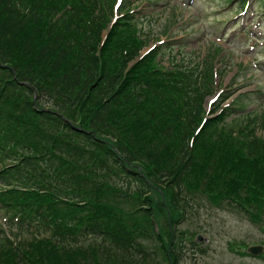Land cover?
Wrapping results in <instances>:
<instances>
[{"label":"trees","instance_id":"16d2710c","mask_svg":"<svg viewBox=\"0 0 264 264\" xmlns=\"http://www.w3.org/2000/svg\"><path fill=\"white\" fill-rule=\"evenodd\" d=\"M71 1L59 6V0H0V210L8 214L5 221L11 229L21 233L35 229L37 235L50 231V236H43L38 242L49 239L56 248L61 247L66 254L59 255L62 264H81L78 256L94 257L93 264H110L111 260L119 264L123 254L131 255L132 247L147 261L150 255L133 237V245L127 246L131 235L117 225L120 222L113 216L121 208L106 201L107 185L112 184L107 179L136 184L141 197L151 189L150 180L162 182L166 180L163 176L169 177L171 173L168 186L180 187L193 170L195 178L206 180V184L208 180L209 184L212 180L222 183L213 186L225 197L235 199L240 207L245 205L246 209L250 200L257 203V208L264 207V167L259 159L264 152V147L259 149L264 140L257 137L255 129L239 132L247 142L249 157L229 149L232 137L213 122L193 133L205 111L207 86H202L203 73L187 70L174 61L170 70L163 71L153 65L156 54L136 62L147 40L136 39L138 32L131 29L135 20L131 12L127 20L114 21L100 53L90 54L91 49L97 51L100 47L105 14L98 0H82L86 5ZM128 29L131 35L125 36ZM71 55L75 56L76 67L72 66L69 73H59L58 64L54 77L64 81L65 90L77 96L73 101H81L76 102L80 103L79 110L89 115L91 121L82 119L81 126L74 125L69 116L35 107L32 100L24 108L29 107L34 116L26 119L25 113L19 114L18 108L25 109L17 108L4 95H20L18 89L32 93L31 85L20 84L28 80L41 91L39 68L33 66L52 56L57 63L69 61ZM133 62L136 63L132 66ZM97 70L99 75L95 76ZM80 88L82 93H77ZM2 89L5 92L1 94ZM233 93L224 95L218 108ZM65 96L70 99L69 94ZM225 109L226 106L222 113L229 116L240 113L234 106L228 108L230 111ZM103 117L117 126L123 120L124 125L119 127L129 139L120 140L121 145L114 147L101 138L106 134L99 126ZM137 133L146 141H153V150L145 159L152 161V165L148 162L143 172L132 165L138 158L128 148L139 141L145 143ZM207 143L213 148L207 147ZM205 146L210 152L200 154L199 147L204 150ZM168 155L173 159L172 166H178L176 174L160 172L167 169ZM196 156H202L201 162L196 161ZM227 168L237 173L238 181L247 182L242 189L230 190L231 182L224 188L223 182L230 181ZM252 172L256 190L248 187ZM238 192L241 195L234 197L232 193ZM115 196L123 199L124 195ZM110 220L116 221V225ZM20 242L6 236L0 249L27 256ZM23 242L34 244V240ZM51 260L46 264H52ZM137 263L138 260L134 262Z\"/></svg>","mask_w":264,"mask_h":264},{"label":"rangeland","instance_id":"374dc122","mask_svg":"<svg viewBox=\"0 0 264 264\" xmlns=\"http://www.w3.org/2000/svg\"><path fill=\"white\" fill-rule=\"evenodd\" d=\"M74 1L73 3H86L82 0ZM69 2L72 1L59 0V6ZM98 3L103 9L106 22L100 34V47L97 43L99 49L97 51L96 48L91 49L90 54L100 53L114 21L127 20L126 16L131 12L135 17L134 27L131 29L138 32L136 39L147 40L140 48V58L136 62L156 54L153 65L163 71L170 70L171 61H174L187 70L195 69V72L203 73L202 86H207V89L204 88L207 90L203 103L205 111L193 133L199 132L204 125L213 122L218 125L219 130L229 133L232 137V147L229 149L249 157L247 142L241 137L240 130L253 128L257 137L264 140V0H98ZM85 20L87 21L86 18ZM129 29L128 32H124L125 36L131 35ZM91 47H94L92 43ZM160 54L164 56L163 60ZM17 56L19 57L18 53ZM136 62H133L132 66ZM58 64L59 73L62 71L69 73V69L72 66L76 67L77 63L74 55L69 57V61L66 59L61 63H57L53 56L43 59L41 63L33 66L39 68L41 78L37 81L40 83L41 91L33 87L28 80L20 84L31 85L32 93L18 89L20 95L4 96L10 97L9 102L17 104V108L25 109L23 111L18 108L17 111L19 114L25 113L26 119L34 116L29 107L24 108L26 104L29 106L32 100L35 107L48 109L52 114L62 113L69 116L74 125L81 126L82 119L84 122L91 119L89 115L80 112V103L76 102L81 101H73L77 96L65 90V82L54 77ZM5 65L14 69L11 63ZM94 73L95 76L99 75L98 70ZM84 76L87 77V74ZM81 90L82 88L77 93H82ZM3 92L4 89L1 90V94ZM230 92L234 94L218 108L223 96ZM65 94H69L70 99H67ZM225 106V110L228 111L229 107L234 106L240 113L236 114V118L223 114ZM35 118L42 120L38 115H35ZM232 118L233 120L229 122ZM105 119L103 117L99 125L106 133L101 138L111 142L114 147L115 144L121 145L120 140L129 139L125 138L123 128L119 127L124 125L123 120H120L117 126ZM137 134L144 139L142 135ZM144 141L145 143L139 141L138 145L128 147L131 155L138 158L132 165L139 172L148 168V162L152 165V161L147 162L145 159L153 150L151 149L153 141L145 139ZM206 145L213 148L210 143ZM263 147L264 142H261L259 149ZM199 148L200 154L210 152L206 146L205 151ZM231 152L237 157L233 151ZM260 154L261 166L264 167V152ZM167 157V169H160V172L170 171L176 174L179 172L178 166H172L173 159L169 155ZM195 159L201 162L202 156H196ZM256 161L252 163L253 167ZM247 168L245 166L243 169ZM207 173L210 175L209 171ZM227 173L230 181L223 182L225 189L229 182L232 183L230 187L228 186L232 191L242 189L243 183H247L238 181L237 173L228 168ZM195 174L192 170L188 177L186 175L180 187L168 186L167 180L172 178L171 173L169 177L163 176L165 181L150 180L151 189L141 197L136 184L127 185L125 181L117 178L107 179L112 184L107 185L109 195L106 201L113 206L117 203L121 208L113 212V216L120 222L117 225H121L128 235H131L127 246L133 245L130 240V237H133V241L141 244L150 255V260L147 261L132 247L129 249L131 255L123 254L125 257H121L119 264H134L137 260L139 261L137 264H264V250L259 254L249 251L250 246L264 245L263 205L257 208V203L250 200L251 204L246 203L248 206L246 209L245 205L240 207L235 199L225 197L224 192L219 193L217 186H213L222 183L215 182L210 177L212 182L209 184L208 180V185L206 180L202 182L195 178ZM252 176L253 172L249 175L248 187L256 190L258 187L255 189V176ZM112 192L114 195L111 196ZM118 193L124 195L123 199L115 196ZM232 194L234 197L236 194L241 195L240 192ZM176 196L180 199L177 200ZM262 200L264 202V193ZM7 216L4 209L0 210V243L6 236L17 242L22 241L19 245L23 250H27V256H23L22 252L21 254L14 252V255L7 249L5 252L0 249V264H46L54 257L58 259L51 260L52 264H62L59 255L65 257L66 254L61 247L56 248L54 243L48 242L49 239L38 242L43 236H50V231H42L38 235L35 234V229L17 232L6 223ZM110 221L116 225V221ZM25 240H34V244L29 245L30 243L23 242ZM88 243L91 242H85L84 245ZM108 249L112 250L110 247ZM116 256L119 255L116 253ZM77 258L81 264H93L95 260L89 256ZM117 263V260L115 262L111 260L110 264Z\"/></svg>","mask_w":264,"mask_h":264},{"label":"water","instance_id":"95a60500","mask_svg":"<svg viewBox=\"0 0 264 264\" xmlns=\"http://www.w3.org/2000/svg\"><path fill=\"white\" fill-rule=\"evenodd\" d=\"M264 250V245H253L249 247V251L253 254H259Z\"/></svg>","mask_w":264,"mask_h":264}]
</instances>
